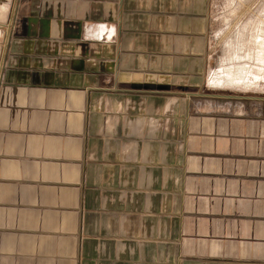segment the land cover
<instances>
[{"label":"crops","instance_id":"1","mask_svg":"<svg viewBox=\"0 0 264 264\" xmlns=\"http://www.w3.org/2000/svg\"><path fill=\"white\" fill-rule=\"evenodd\" d=\"M103 1L0 0V264H82L110 190L163 206V264H264V94L191 84L142 0Z\"/></svg>","mask_w":264,"mask_h":264},{"label":"rangeland","instance_id":"2","mask_svg":"<svg viewBox=\"0 0 264 264\" xmlns=\"http://www.w3.org/2000/svg\"><path fill=\"white\" fill-rule=\"evenodd\" d=\"M93 2V12L101 17L104 1ZM141 2V7L145 8L140 9V12L147 17L148 14L152 16V19L147 20L157 23L158 36L167 37L168 33L173 38L176 73L179 74L177 70L182 69L194 75L189 82L202 81L209 91L264 94V0ZM102 22L97 20L89 24ZM86 26L81 28V37L85 39L93 36V33H87ZM182 36H202L201 42L204 44L192 39L190 45L180 43ZM188 49L189 56H182V52ZM214 79L221 81L220 85L216 84L219 87L210 85ZM132 156L135 158V155ZM176 174L177 170L173 176L175 182ZM94 175L102 181V173ZM125 177L128 180V176ZM123 179L116 173L112 183ZM158 180L165 182V173H160L159 167ZM110 191L109 205L101 194L95 198L94 204L88 205V219L83 222L81 231L82 264H163L164 260L171 261V255L165 247L169 241H165L167 224L163 206H152L155 212L149 204H134L130 199L119 198L116 192ZM133 209L138 213H128L130 210L134 212ZM177 223L175 220L174 228ZM174 239L176 241V237Z\"/></svg>","mask_w":264,"mask_h":264},{"label":"built area","instance_id":"3","mask_svg":"<svg viewBox=\"0 0 264 264\" xmlns=\"http://www.w3.org/2000/svg\"><path fill=\"white\" fill-rule=\"evenodd\" d=\"M86 27H87L86 28L87 29V33H89V34H91V33H93V35L96 34L95 30H97L99 28L101 30V33L106 34L104 36V37H106V39H111L114 36V32H111L110 28L107 27V25L104 24V23L103 24L99 23V24H94V25H88ZM101 38H102V36H101Z\"/></svg>","mask_w":264,"mask_h":264},{"label":"bare ground","instance_id":"4","mask_svg":"<svg viewBox=\"0 0 264 264\" xmlns=\"http://www.w3.org/2000/svg\"><path fill=\"white\" fill-rule=\"evenodd\" d=\"M221 76V75H220ZM228 76V75H227ZM229 77H230V75H229ZM221 79V78H220ZM212 84H214V85H216V84H218V85H220L221 84V81H219V80H217V79H214V80H212Z\"/></svg>","mask_w":264,"mask_h":264}]
</instances>
